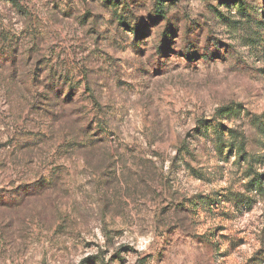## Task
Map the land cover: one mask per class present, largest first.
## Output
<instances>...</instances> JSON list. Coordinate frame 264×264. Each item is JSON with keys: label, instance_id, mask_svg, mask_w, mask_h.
I'll return each mask as SVG.
<instances>
[{"label": "rangeland", "instance_id": "rangeland-1", "mask_svg": "<svg viewBox=\"0 0 264 264\" xmlns=\"http://www.w3.org/2000/svg\"><path fill=\"white\" fill-rule=\"evenodd\" d=\"M0 264H264V0H0Z\"/></svg>", "mask_w": 264, "mask_h": 264}, {"label": "trees", "instance_id": "trees-1", "mask_svg": "<svg viewBox=\"0 0 264 264\" xmlns=\"http://www.w3.org/2000/svg\"><path fill=\"white\" fill-rule=\"evenodd\" d=\"M160 9H161V7H160Z\"/></svg>", "mask_w": 264, "mask_h": 264}]
</instances>
